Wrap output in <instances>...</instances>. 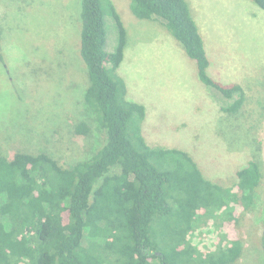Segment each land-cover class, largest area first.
<instances>
[{
  "label": "trees",
  "instance_id": "obj_1",
  "mask_svg": "<svg viewBox=\"0 0 264 264\" xmlns=\"http://www.w3.org/2000/svg\"><path fill=\"white\" fill-rule=\"evenodd\" d=\"M253 2L264 9V0ZM130 7L139 19L163 21L205 86L236 97L225 112L240 109L244 87L208 72L211 60L187 0H131ZM80 16L85 101L106 141L69 166L45 151L0 153V264L236 263L244 247L239 228L264 178L262 161L253 156L224 191L192 151L148 140L147 108L128 96L118 72L128 36L116 4L81 0ZM106 16L117 29L113 51L107 50ZM1 36L0 27V49ZM76 131L87 133V124ZM203 227L216 229L220 239L213 242L212 235L207 247L191 239ZM259 241L264 250V234Z\"/></svg>",
  "mask_w": 264,
  "mask_h": 264
},
{
  "label": "rangeland",
  "instance_id": "obj_2",
  "mask_svg": "<svg viewBox=\"0 0 264 264\" xmlns=\"http://www.w3.org/2000/svg\"><path fill=\"white\" fill-rule=\"evenodd\" d=\"M113 1L128 36L118 72L128 96L147 108L148 140L192 151L224 191L255 155L264 173V9L253 0H187L211 60L208 72L244 87L243 105L227 113L236 97L200 81L195 61L161 19H139L131 0ZM80 15L81 0H0L1 154L45 151L69 166L104 145L105 129L84 96L89 77L80 55ZM105 20L113 51L117 29L112 17ZM81 123L87 133L76 131ZM239 232L243 255L233 264H264V178ZM191 239L207 247L220 236L203 227Z\"/></svg>",
  "mask_w": 264,
  "mask_h": 264
}]
</instances>
